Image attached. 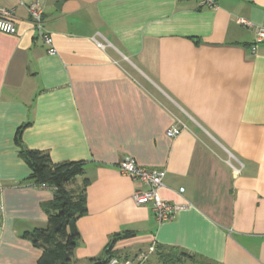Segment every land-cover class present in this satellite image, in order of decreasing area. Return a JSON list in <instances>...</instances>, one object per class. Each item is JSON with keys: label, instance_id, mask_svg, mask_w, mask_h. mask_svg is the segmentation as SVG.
I'll return each mask as SVG.
<instances>
[{"label": "crops", "instance_id": "obj_1", "mask_svg": "<svg viewBox=\"0 0 264 264\" xmlns=\"http://www.w3.org/2000/svg\"><path fill=\"white\" fill-rule=\"evenodd\" d=\"M33 1L0 0L18 25L0 31V264H38L23 234L47 226L55 194L29 178L21 146L82 163L75 264L103 256L117 233H131L114 243L124 256L162 245L264 264V42L253 53L255 27L238 22L263 23L264 0H37L54 53ZM126 157L166 172L158 193L183 206L171 219L135 203L146 187L119 171Z\"/></svg>", "mask_w": 264, "mask_h": 264}, {"label": "trees", "instance_id": "obj_2", "mask_svg": "<svg viewBox=\"0 0 264 264\" xmlns=\"http://www.w3.org/2000/svg\"><path fill=\"white\" fill-rule=\"evenodd\" d=\"M25 126L22 125L17 131L18 144ZM19 152L31 168L29 178L38 184H47L55 188L54 198L44 205L48 216L47 226L26 231L23 236L41 249L38 264H75L73 256L80 238L77 221L87 211L85 188L88 180L82 179L80 183L77 181V177L83 174L82 163L54 162L48 153L23 146L20 147ZM125 236H131V233L113 235L104 255L90 259L88 264H109L114 257L131 258L113 249L116 240ZM155 250L164 264H176L178 259L176 251H181L186 256L198 257L177 247L157 245Z\"/></svg>", "mask_w": 264, "mask_h": 264}, {"label": "built area", "instance_id": "obj_3", "mask_svg": "<svg viewBox=\"0 0 264 264\" xmlns=\"http://www.w3.org/2000/svg\"><path fill=\"white\" fill-rule=\"evenodd\" d=\"M201 6L217 7V0H198ZM27 11L29 13L32 25L45 43L49 46V52L54 53L53 38L48 33L43 32V14L44 6L39 1H33L27 5ZM238 22L244 25L255 27V40L251 47L253 53L256 52L260 43L264 42V22L261 24H253L245 18H239ZM0 31L10 34H16L18 32V25L16 22L14 9L0 7ZM181 128L178 124H174L166 131L167 135L174 137L178 135ZM119 171L130 177L133 180L140 181L146 188L135 190L133 193V199L136 204L144 205L151 203L155 218L158 222H162L171 219L176 212L182 209V205L172 203L162 199L158 193V189L164 185V177L166 172L164 170H150L146 167L140 166L132 158H124L118 165ZM0 185V191H1ZM180 192L184 191V188L179 189ZM3 216V205L0 202V221ZM155 250L154 246L148 249V252ZM146 258V253L142 252L137 256L138 260ZM109 264H133V258L120 259L114 257L110 260Z\"/></svg>", "mask_w": 264, "mask_h": 264}, {"label": "rangeland", "instance_id": "obj_4", "mask_svg": "<svg viewBox=\"0 0 264 264\" xmlns=\"http://www.w3.org/2000/svg\"><path fill=\"white\" fill-rule=\"evenodd\" d=\"M143 252L146 253V258H143L141 260H138L137 256H131V258H133V264H164L156 250L150 252H148V250H145ZM175 253L178 257V259H176V264H217L202 258L183 255V252L181 251H176Z\"/></svg>", "mask_w": 264, "mask_h": 264}]
</instances>
